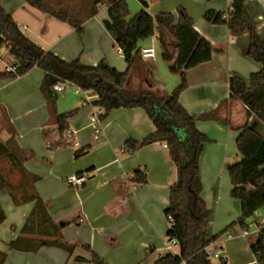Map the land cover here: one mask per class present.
Segmentation results:
<instances>
[{
	"label": "crops",
	"instance_id": "obj_1",
	"mask_svg": "<svg viewBox=\"0 0 264 264\" xmlns=\"http://www.w3.org/2000/svg\"><path fill=\"white\" fill-rule=\"evenodd\" d=\"M135 2V5L131 2ZM136 13L151 17L170 13L177 21L176 10L182 8L193 23V29L211 46V59L185 73L186 88L178 97L179 104L191 116H211L196 120V130L209 142L203 144L198 157L201 197L210 211L205 227L218 257L216 264H256L248 236L238 226L221 232L240 216V203L229 196L231 189L228 166L239 159L235 130L244 122L245 106L228 103L229 78L235 74L249 88L264 80V0H246L238 7L237 20L211 25L203 20L207 11L227 13L228 0H125ZM145 5H143V3ZM19 31L32 43L63 60H78L84 66L103 61L118 72L126 69L121 51L109 36L105 7L82 26L80 39L72 27L29 6L25 0H0ZM152 47L154 59L139 58L132 66L124 89L132 95L151 94L155 98L170 95L179 85L177 74L169 72L176 61L177 44L165 31L155 33L138 44V49ZM167 53L169 61L162 56ZM12 60L5 48L0 50V73L13 71ZM140 66H142L140 68ZM43 73L37 68L14 79H0V127H7L2 144L13 139L23 157L20 180L22 197L36 195L46 213L60 230L71 253L42 246L35 253L8 249V243L19 236L33 202L14 204L9 192L0 189V253L3 264H91L89 253H95L107 264H155L166 253L178 255V249H166L169 187L176 181L175 166L162 143H153L129 153L126 141L141 142L155 128L141 108L111 110L99 125L95 137L93 125L101 109L92 103L97 95L91 90L69 97L61 108L56 93L55 113L76 110L66 119L73 145L66 143L58 131L54 115L41 92ZM61 93V92H60ZM74 93V92H73ZM248 127L264 140V124L254 115ZM75 143V145H74ZM11 147L8 151L13 152ZM84 155L75 158L76 151ZM3 155V154H1ZM4 156V155H3ZM6 162L10 161L4 156ZM11 162V161H10ZM13 165L16 161L11 162ZM17 166V164H16ZM137 172L145 174L146 183L134 182ZM87 175L81 187L66 183L71 175ZM36 180L32 182L31 178ZM0 178L7 183L5 178ZM264 227V206L248 223Z\"/></svg>",
	"mask_w": 264,
	"mask_h": 264
},
{
	"label": "trees",
	"instance_id": "obj_2",
	"mask_svg": "<svg viewBox=\"0 0 264 264\" xmlns=\"http://www.w3.org/2000/svg\"><path fill=\"white\" fill-rule=\"evenodd\" d=\"M25 2L41 13L72 27L80 39L83 37V24L96 16L101 7H105L108 16V21L104 23L105 28L115 46L121 51L126 69L118 72L103 61L95 66H84L78 60L64 62L28 40L19 31L11 16L0 7V50L2 48L7 50L13 69L0 73V79L21 77L33 68L41 70L43 73L41 92L47 100L49 112L54 115L61 135L67 130L66 119L76 110L55 113L57 96L52 86L56 83H69L80 91L95 92L97 100L92 104L101 109L97 116L99 122L111 110L141 108L152 122L155 132L141 142L126 141V149L129 153H134L149 144H165L176 170V181L169 187L165 216H170L173 221L166 240H176L179 254L166 253L155 264H181L183 261L185 264H209L205 249L216 237H208L205 232L210 211L201 197L198 172V157L208 139L196 130L195 121L209 119L211 116L191 117L179 104L178 97L186 88V71L210 61L212 54L210 44L193 29L191 19L182 8L176 10L175 22L170 13L151 17L144 11L127 19L128 9L125 0H25ZM244 2L234 0L227 13L207 11L203 15V20L211 25L226 24L231 27L237 20L238 7ZM163 31L177 44L176 61L169 67V72L179 76V85L170 95L160 99L151 94L136 96L130 94L124 86L132 66L139 58L138 44L155 33L160 38ZM162 59L168 62V54L164 53ZM228 86V103L240 102L245 106V113L244 122L235 128L240 131L235 141L239 159L227 169L231 186L229 196L239 201L240 216L221 234L233 226H238L242 231L246 230L247 220L264 206V140L249 128L247 123L248 118L254 115L264 124V80L248 88L240 78L232 74ZM11 147L15 148L13 152L8 151ZM1 154L7 156L11 162L16 161V169L23 175L24 171L21 168L23 157L16 150L12 138L5 144L0 143ZM84 154V150L76 151L74 157L79 158ZM31 180L34 182L36 178L32 177ZM134 182L145 184V174L135 173ZM2 188L8 189L13 203L17 204V200L9 191L8 183L0 178V189ZM21 202H33V207L20 229L19 236L8 243V249L35 253L42 246H51L71 253L73 246L63 241L59 228L46 213L42 201L33 195L25 196ZM3 220L4 214L0 210V223ZM248 245L255 263L264 264L263 226H259L258 232ZM83 249L90 255L87 262L107 264L87 247ZM4 258L5 255L0 253V264H3Z\"/></svg>",
	"mask_w": 264,
	"mask_h": 264
},
{
	"label": "built area",
	"instance_id": "obj_3",
	"mask_svg": "<svg viewBox=\"0 0 264 264\" xmlns=\"http://www.w3.org/2000/svg\"><path fill=\"white\" fill-rule=\"evenodd\" d=\"M244 1H246V0H244ZM228 2H229L228 11H230V8H231L232 4L234 3V0H228ZM119 52H120V50H119ZM139 55L142 59H154L155 58V53H154L152 47L141 48L139 50ZM63 85H64V83H56L52 86V90L54 92H59V93L63 92V90L65 89V87ZM80 92L81 91L78 88H75V90H74L75 95H78ZM98 123H99V121L96 119L95 124L93 125L95 137L99 136V125H98ZM64 140L66 143L73 145L72 135L68 131H66L64 134ZM74 145H75V143H74ZM162 147L166 148V145L162 144ZM65 181L68 185H70L72 187H81L87 181V175L84 173L80 174V175H71V176L67 177V179ZM166 221H167L168 230H169L173 224L172 218L167 215ZM249 228H252V230H255V232H258L259 225L256 222H253V223H250L249 225H247V229L243 230V236H248L250 234ZM166 249L169 252H172V251L178 249V244H177L176 240L175 239L166 240ZM205 253L207 254V257L209 259H214V258L218 257V251L215 250L212 242L205 249ZM181 264H185L184 261L181 262Z\"/></svg>",
	"mask_w": 264,
	"mask_h": 264
},
{
	"label": "rangeland",
	"instance_id": "obj_4",
	"mask_svg": "<svg viewBox=\"0 0 264 264\" xmlns=\"http://www.w3.org/2000/svg\"><path fill=\"white\" fill-rule=\"evenodd\" d=\"M131 2V1H130ZM127 4V3H126ZM131 4L135 5V2H131ZM127 9H128V16L127 19H130L131 17H133L136 14L135 8L132 6L131 9L130 7H128L127 5ZM177 15V13H176ZM142 66H140L141 68ZM65 87V89L63 90V92L61 93H57L58 95V99H60L62 101V104L60 105L61 108H66L69 104V100L68 98L71 97H78V96H82V94L80 95H75L73 92L75 90V86H73L72 84L69 83H64L63 85ZM7 127L4 125V127H0V143L3 142L2 140H4V136L5 134H7ZM209 142V140H208ZM0 175L2 178H5L7 180V183L9 185V191L11 192V195H13L15 197V199L21 202V200L23 198L22 197V193L23 191H21L20 187V180L22 175H20V173L17 171L16 169V165H13L10 161L5 160L3 155H0ZM8 191V189H6ZM10 195V194H9ZM250 223H248L247 225H249ZM252 231V228H249V232ZM213 264H216L217 261H212Z\"/></svg>",
	"mask_w": 264,
	"mask_h": 264
}]
</instances>
